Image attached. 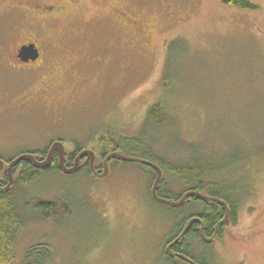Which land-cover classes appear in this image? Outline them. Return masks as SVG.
Segmentation results:
<instances>
[{
  "label": "rangeland",
  "instance_id": "obj_1",
  "mask_svg": "<svg viewBox=\"0 0 264 264\" xmlns=\"http://www.w3.org/2000/svg\"><path fill=\"white\" fill-rule=\"evenodd\" d=\"M35 1L0 0V155L13 159L58 138L69 149L75 141L91 148L101 131L138 137L148 130V108L161 100L168 124L147 132L156 155L187 163L186 145L196 144L209 164L222 167L205 183L234 182L242 200L236 222L210 243L189 237L191 251L208 264H264V10L176 0L189 10L182 19L162 11L167 0L71 2L59 23H45V33H38L51 40L42 44L47 62L58 65L50 78L59 87L45 96L40 90L49 84L48 70L32 79L8 64L19 37L43 24L36 23L39 13L25 9ZM31 15L26 23L23 17ZM145 16L148 23L140 24L148 39L130 21ZM171 41H177L174 66L164 81ZM26 89L40 91L39 97L22 104ZM110 168L105 178L46 172L17 188L24 201L63 198L70 213L53 220L20 205L29 220L17 234L11 264H171L163 255L165 240L203 203L157 202L148 167L114 160ZM165 187L176 195L186 191L171 172ZM36 246L40 251L32 253Z\"/></svg>",
  "mask_w": 264,
  "mask_h": 264
},
{
  "label": "trees",
  "instance_id": "obj_2",
  "mask_svg": "<svg viewBox=\"0 0 264 264\" xmlns=\"http://www.w3.org/2000/svg\"><path fill=\"white\" fill-rule=\"evenodd\" d=\"M230 2L232 0H226ZM237 4L242 7H253V5L248 0H235ZM177 46V41H171L168 45L167 57L164 65V81L169 79L172 76V69L174 66L173 57L175 53V47ZM165 104L160 100L153 103L147 110L144 125L148 130L150 129H160L165 127L168 124V113ZM146 130L138 137H126L118 136L113 132H103L100 134V138L96 140L98 148L100 150V155L105 157L111 152L118 151L122 152L129 156L140 157L149 161H152L159 165L164 172L163 179L158 188V194L161 197L168 198L171 200H179L183 194L176 195L167 187H165L166 174L168 172L176 173L179 175L180 179L186 185V191L190 189L199 190L207 195L217 197L222 201H225L230 208V220L231 222H236L237 219V210L242 204V200L236 190V185L234 182H222L217 184L205 183L207 176L213 172L220 171L222 167H216L202 157L199 153V148L196 144H189L186 147L189 149L191 158L187 163H169L165 160L159 158L152 149V140H149ZM151 139V137L149 138ZM74 147L77 151L81 150L83 145L78 141L74 142ZM36 154L38 159H42L46 156L47 148L33 151ZM11 160V159H9ZM126 163V161H124ZM143 165L142 163H139ZM229 165V164H228ZM80 168V171L90 173L88 167ZM149 168L156 178V171L149 165H144ZM19 171L14 185L6 192H0V222L3 223V227L0 231V264H11L14 261L13 248L16 241L17 234L19 233L20 228L28 215L20 214L19 206H25L27 209L29 207L33 208L34 213L39 214L43 218L58 219L59 214H69V210L66 208V205L63 198H58L57 200H30L24 201L23 198L19 199V196H16V189L24 185L32 184L38 180L44 173L51 171H62L59 167L58 158H55V161L50 168L40 169L28 161L21 162L19 165ZM79 171V172H80ZM222 171V170H221ZM12 197H16L15 199ZM152 197V195H151ZM153 198V197H152ZM154 199V198H153ZM155 200V199H154ZM156 201V200H155ZM158 202V201H157ZM189 200L181 207L185 208ZM204 205V215L203 217L206 220V225L208 230L211 225L216 223H222L226 208L220 202L216 201H202ZM25 203V204H24ZM207 211L211 214L207 216ZM27 213V212H26ZM188 214V213H187ZM189 218V215H186L182 219L176 229V233H179L180 229L183 227L184 223ZM25 219V220H24ZM175 233V234H176ZM209 232L206 231L205 234L208 235ZM200 240L203 242V237H200ZM205 243V242H204ZM40 251V247L36 246L31 249L32 253ZM184 255L192 264H208L206 260H199L194 253L191 251L190 247L184 251ZM52 255L48 254L46 257L47 260L51 259ZM173 264V263H171Z\"/></svg>",
  "mask_w": 264,
  "mask_h": 264
},
{
  "label": "flooded vegetation",
  "instance_id": "obj_3",
  "mask_svg": "<svg viewBox=\"0 0 264 264\" xmlns=\"http://www.w3.org/2000/svg\"><path fill=\"white\" fill-rule=\"evenodd\" d=\"M74 1H77V0H45V1L44 0H40V1L37 0L33 3L30 2L28 7H26L25 9H28L27 11H29L31 14L32 13H39L43 20L40 19L36 23L37 24L43 23V24H39V29L37 31L34 30L36 33L28 32L25 35H21L19 37L20 41L17 42L13 46L12 57L8 60L9 65L12 64L14 68L23 72L24 74L30 75V76L34 74L32 79L38 78V77L40 78V76L42 78V75L45 74L46 71L48 70L47 74L45 76L46 78L44 81L49 83V84H46L45 87L40 90L43 92V94L45 96L50 95L52 92H54L56 90V87H59V83L57 82L58 85L56 84V81H55L56 77L50 78L51 75L56 73V70H57L56 67H58V65L47 62L46 58L44 57V55H45L44 51H43L44 47L42 46V44L47 45V43L48 44L51 43V40H49V39L46 41L42 40L43 38H41L40 35L42 33H45L43 28H42L44 26H42V25H44L45 23H59V21L61 20L63 15L66 12H68L70 6H73V4H71V2H74ZM220 1L226 3L227 5H229L231 7H235L238 10L244 9L246 11L250 10L251 12H260V11L264 10V4L263 3L261 4V2H258L256 0H248L253 5V7H247V8L240 6L239 4H237L235 2V0H232L230 2H227L226 0H220ZM162 11L166 12L167 14L171 15L174 18L178 17L179 15H181L182 19L189 16V10H188L187 6L178 5L176 0L164 1L162 4ZM32 18H33V15L29 16V21H27L26 18H24V17H23V20L26 23H32V22H30L31 21L30 19H32ZM130 21H131V23H134V25L136 26V29L139 30L140 33H143L144 38L148 39V31L149 30L147 29L148 31L146 32V30L144 28H142L141 24H140V23H148V21H149L148 17L145 16L144 18H140V19L139 18H137V19L132 18ZM32 33L36 34V35H32ZM37 34H38V36H37ZM30 45H35V48L38 50V57L36 59L30 58L28 60H23L19 56L20 49L24 46H30ZM48 66H49V69H48ZM61 85H62V82H61L60 86ZM40 91H36V90H32V89H26L25 95L23 97L24 99H22L21 103L23 104L24 101L27 102V100L29 101V100L35 99L36 97H39V96H37V93H39ZM101 133H103V132L101 131L100 133H95V137H93L92 139L97 140L98 138H100ZM60 139L62 140V138H58L57 140H60ZM57 140H54V141H57ZM52 143L50 144L49 147H47L46 155H47ZM73 144H72V147L70 149L65 146L64 163L67 167H72L75 164L77 156L84 149H92L96 154L95 161H94L95 170L91 169L90 159L88 156H85L82 159H80L79 168L77 169V171H75L73 173L79 172L81 167H84L85 165H87L86 167H88L90 174H92L98 178H105L108 176V174L111 171L110 163L114 160H118V159H112V160L108 161L109 173L106 176H101L105 172V168H106L105 159H106L107 155L105 157L104 156L102 157L100 155V150L98 148L97 142H96V146L94 145L91 148H89L87 146L82 147L81 150H79V151H77V149L74 147ZM26 152H31V153L35 154V152H33V150H28ZM0 158L5 161L4 168L0 171V192L2 193V192L8 191L7 189H5V187L8 184V181H9L8 165L14 158L13 159L11 158V160H9V159L3 158L1 155H0ZM55 158H58V163H60V158H59L58 152L54 153L53 162L55 161ZM119 161H122V160H119ZM19 165H21V162L14 168V171H13L15 180L17 178L18 171L20 170ZM143 165H145V164H143ZM59 167H60V164H59ZM151 190H152V188H151ZM190 190H193V189H190ZM187 191H189V190H187ZM187 191H185V192H187ZM151 195H152V193H151ZM188 200H189L190 204H191L192 200H194L196 202H198V201L201 202L200 199H196L193 197L189 198ZM204 208L205 207L203 206L202 210L189 212L187 214V215H189V218H187V221L184 223V225L180 229L179 233L172 234V235L167 237V239L165 240L164 246H163V255L168 260V262L173 263V264H192V262L190 260H188L186 258V256L184 255V251L190 247V242L188 241L189 237H194V238H197L199 240H200V237H203V239H204L203 242L210 243V242H213L214 240H216L222 236L226 224L225 223H219V224L214 223L211 225L210 229L208 230L207 225H206V220L203 217V215L205 214L203 211ZM206 214L208 216L211 213L209 211H207ZM194 217L200 218V221L194 222L190 226L189 230L185 233V235L180 237L184 228L187 226V224L189 223L191 218H194ZM206 231L209 232V234L207 233L208 235L205 234ZM178 237H180L179 241L177 243L171 245V243L175 239H177Z\"/></svg>",
  "mask_w": 264,
  "mask_h": 264
},
{
  "label": "water",
  "instance_id": "obj_4",
  "mask_svg": "<svg viewBox=\"0 0 264 264\" xmlns=\"http://www.w3.org/2000/svg\"><path fill=\"white\" fill-rule=\"evenodd\" d=\"M19 56L23 60H28L30 58L36 59L38 57V50L35 48V45L24 46L20 49ZM55 152H58V154H59L60 169L64 173L70 174V173L77 171V169L79 168L80 159H82L85 156L89 157L91 169L95 170L94 161H95L96 154L92 149L82 150L79 153V155L77 156L75 164L72 167H67L64 163L65 145L62 141L57 140V141H54L52 143L47 155L45 157H43L42 159H38L36 157V155L34 153H31V152L23 153V154L17 156L16 158H14L8 165L9 181H8V184L5 187V189L9 190L12 187V185L14 184L15 177H14L13 171H14V168L20 162L28 161V162L32 163L33 165H35L37 168L47 169V168H50L51 165L53 164ZM112 159H118V160L128 161V162L142 163V164L149 165L152 168H154V170L156 171V178L153 182L151 193H152L153 198L156 201L163 203V204H166V205H169V206H172V207H180L183 204H185L189 198H192V197L196 198V199L203 200V201L220 202L226 208L225 216H224L222 223H225L226 225L230 224V222H231V220H230V208L225 201H222L221 199H219L217 197L207 195V194H205L199 190H195V189L185 192L179 200H171L168 198L161 197L158 194V188H159V185L163 179L164 172L159 165H157L156 163H154L152 161H149V160H146V159H143L140 157L129 156V155H126L122 152L114 151V152L109 153L106 156V159H105L106 168H105V172L101 176H106L109 173L108 161H110ZM4 165H5V161L0 158V171L4 168ZM196 221H200V218H197V217L191 218V220L189 221L187 226L182 231L180 237L185 235V233L189 230L190 226ZM180 237L175 239L171 243V245L177 243L179 241Z\"/></svg>",
  "mask_w": 264,
  "mask_h": 264
}]
</instances>
